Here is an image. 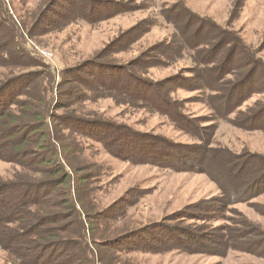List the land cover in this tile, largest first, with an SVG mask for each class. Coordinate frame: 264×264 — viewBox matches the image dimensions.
<instances>
[{
  "label": "rangeland",
  "instance_id": "1",
  "mask_svg": "<svg viewBox=\"0 0 264 264\" xmlns=\"http://www.w3.org/2000/svg\"><path fill=\"white\" fill-rule=\"evenodd\" d=\"M55 1L0 0V206L54 264H264V0Z\"/></svg>",
  "mask_w": 264,
  "mask_h": 264
},
{
  "label": "trees",
  "instance_id": "2",
  "mask_svg": "<svg viewBox=\"0 0 264 264\" xmlns=\"http://www.w3.org/2000/svg\"><path fill=\"white\" fill-rule=\"evenodd\" d=\"M61 0H56L55 4L57 3V6H59ZM182 41L180 42V49H179V53L188 49L191 50L190 47H188V45L186 44V41L184 39V37L181 36ZM197 47H194L193 50H196ZM192 51V50H191ZM202 65V64H201ZM243 85H240L236 88L242 87ZM207 89H211L210 86L205 87ZM231 92V91H229ZM231 93H229L228 98L224 97L223 101L225 100V98L228 100H230ZM229 102V101H228ZM227 108H229V106H227ZM2 117L4 116V114L1 115ZM224 119V118H222ZM259 120V118H258ZM255 120V121H258ZM249 171L243 170V173L247 174ZM260 172L264 173V170H259L258 168H253L252 170H250L249 175H246L245 181H239V184L242 183V185H247L250 184L252 181H254L252 178H254L255 176H257ZM60 173V172H59ZM264 176V174H263ZM66 178L63 180L64 183H66L69 180L68 176H65ZM252 188H248L249 191H251ZM254 193L251 194L250 197L255 198L258 195V192H255L256 190H253ZM18 197H20L19 199V203L15 204L14 201L10 202V201H6L4 203H2V206H0V233H2L4 240L2 241L5 246L8 248V244L13 245V249L15 250V254L18 255L17 259L18 260H23L22 264H54V262L57 261L58 256H56L55 258L52 257L51 255L45 256V253L48 252L50 249H60L62 247H65L61 244H63L64 242H59V236L55 235L53 233L52 230L55 229H46L45 227H48V224L50 223V220H43V219H48L45 217H40L39 213H25V210H23V212H21L19 210V205L22 206H26L29 205V203H33L36 206V204H39L45 200H38L37 198H31L32 196L29 195L27 192H24V194L19 195ZM3 199V198H2ZM9 214L8 218H4L5 214ZM21 213L20 217H17V215H19ZM17 218V223L19 224V229L16 230V232L18 233H22L24 235V241L21 242V244L25 247H27L28 251H33L37 253L39 251H42V254H38L37 260H32L31 256H26L23 254L22 251H24V248H20L18 247V243H16V241H18V235H14L13 231L11 230L12 228L8 226L9 221H12L11 219ZM35 219V220H34ZM15 220V222H16ZM33 221H37L36 224L33 225ZM57 221V220H56ZM53 223V221H52ZM22 226V227H21ZM25 226L27 228H25ZM125 239V238H124ZM123 240V239H122ZM120 240V241H122ZM55 241V242H52ZM120 241L115 242L113 244L112 247H116V245H120ZM16 244V245H15ZM59 244V245H57ZM261 246H259L260 248ZM42 248V249H41ZM261 249V248H260ZM42 256H44L41 260L39 258H41ZM70 264H74V262L70 263Z\"/></svg>",
  "mask_w": 264,
  "mask_h": 264
}]
</instances>
